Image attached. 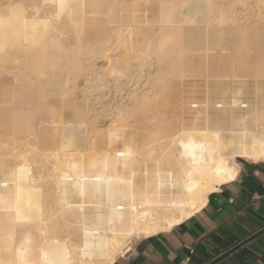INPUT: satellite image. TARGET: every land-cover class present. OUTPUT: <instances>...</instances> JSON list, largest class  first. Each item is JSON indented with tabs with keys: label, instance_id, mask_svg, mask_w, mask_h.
<instances>
[{
	"label": "bare ground",
	"instance_id": "bare-ground-1",
	"mask_svg": "<svg viewBox=\"0 0 264 264\" xmlns=\"http://www.w3.org/2000/svg\"><path fill=\"white\" fill-rule=\"evenodd\" d=\"M228 1L0 0V264H111L200 210L236 158L264 161V115L222 96L233 30L264 54V0ZM105 76L126 87L107 106Z\"/></svg>",
	"mask_w": 264,
	"mask_h": 264
},
{
	"label": "crops",
	"instance_id": "crops-1",
	"mask_svg": "<svg viewBox=\"0 0 264 264\" xmlns=\"http://www.w3.org/2000/svg\"><path fill=\"white\" fill-rule=\"evenodd\" d=\"M262 231L264 161L239 160L235 179L210 192L200 210L169 230L135 239L111 264H180L187 258L188 264H264Z\"/></svg>",
	"mask_w": 264,
	"mask_h": 264
},
{
	"label": "rangeland",
	"instance_id": "rangeland-1",
	"mask_svg": "<svg viewBox=\"0 0 264 264\" xmlns=\"http://www.w3.org/2000/svg\"><path fill=\"white\" fill-rule=\"evenodd\" d=\"M228 2H231V5H232V3H233V5L234 4L236 5V6L234 5L235 7L233 5L232 6L234 7L235 11L237 10L236 12L238 14L242 12L243 7H242V5H240V3H238V0H233V1L229 0ZM240 8H242V9H240ZM244 41L245 40H243V37L238 33V31L233 30L232 42H231V51L237 57V59L240 61L242 70H239L238 72H236L234 74L229 72V71H228V73L226 72L227 76H229L228 78H230V79H228L229 80L228 87L226 89H222V91H223L222 96H223V99L226 101H229V99H230V102L234 103V106L237 109L241 110L242 112L245 111L244 112L245 114H251V113L253 114L254 113L256 115H258V114L264 115V54L262 52L259 53V50H257L256 47L248 48L247 44ZM237 51H238V53H237ZM240 58L243 60L241 61ZM246 58H247V61H245ZM112 60H113V62H117L116 63L117 67H122L124 65L122 60L118 59V53H113V59ZM100 62H101V64H103L102 68H105V69L108 68V65L106 64L107 59H103ZM245 62H247V63H245ZM244 63H245V65H244ZM258 67H261V68H259V70H260L259 72L255 70L256 68L258 69ZM145 73H147V75H148L147 71H145ZM160 74H162V73H160ZM164 74L165 75L163 77L159 78V81H158L159 83H166V80L170 79L168 73H164ZM219 74L222 75V73H219ZM224 77H226V76H224ZM109 78L107 76H105V78H103V79L108 80ZM142 80H144V79L142 78ZM176 80H177V78H176ZM133 81H135V80L132 79L131 82H129V85H131V83L133 84ZM136 81H137V79H136ZM92 82H94V81H92ZM237 82L239 83V85L236 84ZM107 84L110 86L111 89L113 86L114 87L116 86V89H112L113 91L109 90L108 94L106 96L104 95L105 97L102 98V103L104 105L106 104L105 106H107V104L110 102V100L111 101L120 100V97L124 98L126 96L125 95L126 89H124L126 87L117 86L116 82L111 81V79L108 80ZM143 86H141V88ZM145 87H146V85L143 88H145ZM120 89H123V91L121 92ZM131 89H132V87H130V90ZM91 90H93V89L91 88ZM173 92L174 93L178 92L177 94H179L180 90L175 88L173 90ZM224 92H226V93H224ZM96 94H97L96 92L90 93L89 101L91 103H94L95 105H94L93 111H88L87 113H85V115H87L86 123L94 124L98 128L100 127L99 129L102 130V128H103V130H104L106 127H108V124H106L107 123L106 121H102V118L100 116V115L103 116V113L101 112L102 105L97 104L98 101H96L97 100V98L95 97ZM91 95H93V97ZM83 97H84V95H83ZM127 99L128 98H125L123 101L127 102ZM76 100L77 101L82 100V94L78 93ZM111 104H113V102ZM108 108L109 107H106L104 109H108ZM73 142L75 144H77L78 140L76 139ZM239 160L245 161L242 158L241 159L236 158V163L238 165H239ZM134 241H135V239L133 240V242Z\"/></svg>",
	"mask_w": 264,
	"mask_h": 264
},
{
	"label": "built area",
	"instance_id": "built-area-1",
	"mask_svg": "<svg viewBox=\"0 0 264 264\" xmlns=\"http://www.w3.org/2000/svg\"><path fill=\"white\" fill-rule=\"evenodd\" d=\"M130 250H131V249H130ZM130 250H129L127 253H129ZM188 250H189V253H190V254H193V250H192V249H188ZM127 253H126V254H127ZM188 262H189V258L183 260L180 264H188Z\"/></svg>",
	"mask_w": 264,
	"mask_h": 264
},
{
	"label": "water",
	"instance_id": "water-1",
	"mask_svg": "<svg viewBox=\"0 0 264 264\" xmlns=\"http://www.w3.org/2000/svg\"><path fill=\"white\" fill-rule=\"evenodd\" d=\"M264 231H262L261 233H258V234H262ZM256 236H258V235H256ZM256 236H254V238L256 237Z\"/></svg>",
	"mask_w": 264,
	"mask_h": 264
}]
</instances>
